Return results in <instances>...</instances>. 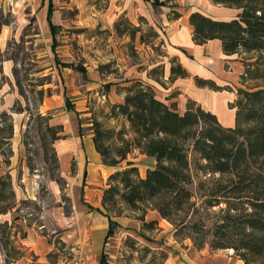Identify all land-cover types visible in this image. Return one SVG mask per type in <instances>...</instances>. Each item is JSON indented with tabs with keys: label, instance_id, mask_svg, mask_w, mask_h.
Wrapping results in <instances>:
<instances>
[{
	"label": "rangeland",
	"instance_id": "rangeland-1",
	"mask_svg": "<svg viewBox=\"0 0 264 264\" xmlns=\"http://www.w3.org/2000/svg\"><path fill=\"white\" fill-rule=\"evenodd\" d=\"M48 4L49 0L0 4V115H11L14 125L13 138L2 146L4 156L0 153L4 172L0 177L10 176L15 192L12 201L3 205L9 208L8 213L0 216V224L8 222L11 227L4 239V243L9 240L4 249L10 253L20 248L19 239L32 227L42 228L44 234L58 231L57 217L71 218L76 201L93 211L99 206L98 197L103 199L100 190L108 184L111 169L100 166V161L92 165L86 156L93 122L110 129L111 138L106 142L118 147V132L126 128L127 121L114 116L112 107L123 90L137 81L146 84V80H155L165 85L167 68L178 66L166 56L163 34L144 17L157 15L160 7L177 9L173 0H54L55 35L47 22ZM126 20L141 29L134 39L130 29L117 33L118 22L128 28ZM143 35L145 43H141ZM233 58L225 60L229 63L224 70L214 72L213 84L204 88L219 95L223 115L217 116L226 123L234 114L231 103L237 99L235 95L230 101L229 93L242 87L236 74L244 64L239 56ZM69 64L78 69L68 68ZM140 75L145 78L139 79ZM224 76L229 80L222 82ZM134 158L130 155L129 160L139 165L140 175L145 177L153 165ZM204 165L190 154L191 190L199 211L193 216L203 213L197 220L204 222L205 250L212 252L214 214L220 207L204 212L201 183L206 178L199 170ZM127 166L128 162H123L118 170ZM142 214L123 211L139 222L138 227H113V235L106 241L105 264H166L172 246L185 249L194 240H202V233L179 231L177 225L163 221L158 211L146 213V222H151L153 215L160 220L145 226L139 220ZM56 244L62 246L59 239Z\"/></svg>",
	"mask_w": 264,
	"mask_h": 264
},
{
	"label": "trees",
	"instance_id": "trees-1",
	"mask_svg": "<svg viewBox=\"0 0 264 264\" xmlns=\"http://www.w3.org/2000/svg\"><path fill=\"white\" fill-rule=\"evenodd\" d=\"M53 1L49 0L47 20L55 35ZM212 1L236 9L237 16L231 21H218L194 13L190 24L196 45L219 40L225 55L239 56L244 64L242 87L237 91L236 101L231 103V109L236 110L235 126H223L215 114L201 106L193 107L197 105L194 101L181 114L176 105L160 101L154 89L141 81L125 88L124 103L112 109L113 115L123 117L129 128L126 126L118 132L119 146L113 147L106 142L111 138V130L101 122H93L95 149L108 168L128 161L136 151L154 158L157 165L142 177L139 168L128 161L127 168L109 177L102 199L105 212L100 209L98 212L109 220L107 239L117 226L113 218L124 216V210L142 212L139 220L145 226L157 223V220L146 222V213L152 210L158 211L163 220L177 225L179 231L192 229L202 233V240H194L193 245L204 249V222L197 220L203 213L193 216L199 213L191 190L190 154L193 153L205 163L199 168L206 178L201 183L204 212L220 207L214 214L212 251L232 250L245 264H264V0ZM180 17L178 12L173 13L174 19ZM125 22L128 28H123L121 22L116 24L117 33L124 34L130 29V37L134 39L141 29ZM141 43H145L144 35ZM69 65L68 68L75 67ZM171 74L172 79L190 77L180 64L172 67ZM0 120L2 153V146L14 136V125L8 113L0 115ZM49 131L53 132L54 128ZM14 197L10 176L0 177V216L8 213L9 208L3 205ZM10 229L8 222L0 224V248L7 264L22 255L20 249H14L13 253L4 249ZM101 263L105 264V255Z\"/></svg>",
	"mask_w": 264,
	"mask_h": 264
},
{
	"label": "crops",
	"instance_id": "crops-1",
	"mask_svg": "<svg viewBox=\"0 0 264 264\" xmlns=\"http://www.w3.org/2000/svg\"><path fill=\"white\" fill-rule=\"evenodd\" d=\"M154 1L147 0L150 3H154ZM13 2H18V0H0V4ZM173 2L177 6V9L160 7L158 9L161 10H158L157 15L155 13L154 15L144 17L153 28L163 34L162 36L166 43V56L182 65L190 74V77L172 79V68H167L164 77L165 85L155 80L153 82L146 80V84L154 88L156 96L160 101L169 106L176 105L181 114L187 111L188 102L194 101L203 109H208L207 111L216 116H219V113L223 115V106L218 102L222 101L219 95L215 96L210 92H206L204 88L213 84L211 81L216 79L214 72L218 74V72L221 73V70H224L225 64L229 63L225 60H234L235 58L233 57L235 55H225L222 43L219 40L209 41L204 45H196L193 40V27L190 24V17L194 13H201L214 20L231 21L237 16L238 11L224 5L215 4L212 0H173ZM168 4L172 5V1ZM171 11L178 12L181 17L174 19L171 16ZM229 14L231 16L227 18ZM222 57L224 58L222 59ZM243 73L244 68H241L240 72L236 74L239 83ZM226 77H223L222 82L229 80ZM144 78V76H139V79ZM199 81L205 82V84L200 85L198 84ZM155 84L158 86H155ZM236 94L237 92L229 93L230 97L233 98L228 99L233 101ZM124 100L125 93H121L119 101L115 102L114 105L123 104ZM206 106L209 108H206ZM231 111L234 114H232L231 119L227 123L218 118L221 124L228 128L235 126L236 112L235 110ZM127 128H129L128 125ZM86 156L94 162L92 165H99L100 161L102 163L100 166L106 167L103 165L102 159L95 149L92 135ZM133 156L135 157L134 160H147L148 163L153 165L151 169L157 165L154 158L142 155L138 151ZM2 163L3 158L0 154V176L4 174L3 167H1L3 166ZM135 166L139 167L137 164ZM91 169L89 166L88 170L91 171ZM109 169L111 171L108 173L107 183L109 177L119 168L113 167ZM89 187L85 186V189L88 190L90 189ZM106 188H108L107 185L101 188L100 192L103 194ZM97 205L99 206L93 211L92 209H86L83 202L76 201L74 215L71 218L59 215L56 223L58 231H52V234H44L42 228L38 229L36 227L26 230V237L19 239V249L22 255L11 264H102V257L106 255V241L110 224L108 218L98 212L99 209L105 212L102 206L101 195L98 197ZM152 217V221L160 220L155 215ZM113 219L118 227L127 226L128 228H136L138 227L136 223H139L126 215ZM55 234L57 236H54ZM57 239L62 244L59 248L56 244ZM184 247L185 249L172 246L168 251L166 264H245L231 250L211 252L205 250V248L199 250L194 245H185ZM0 264H7V259L2 249H0Z\"/></svg>",
	"mask_w": 264,
	"mask_h": 264
}]
</instances>
